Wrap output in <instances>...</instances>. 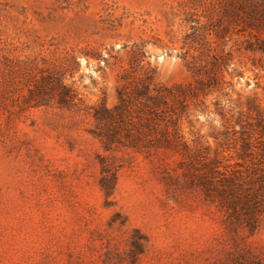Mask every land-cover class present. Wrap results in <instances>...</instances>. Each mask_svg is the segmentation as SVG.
I'll return each instance as SVG.
<instances>
[{"label": "rangeland", "instance_id": "obj_1", "mask_svg": "<svg viewBox=\"0 0 264 264\" xmlns=\"http://www.w3.org/2000/svg\"><path fill=\"white\" fill-rule=\"evenodd\" d=\"M222 1L0 0V264H264V216L252 232L231 224L175 152L105 151L89 114L116 103L130 67L168 87L191 82V57L211 61L190 41L204 31L224 58L223 88L177 128L199 155H226L246 98L264 112V57L244 50L254 33L208 35ZM51 72L76 107L50 95L28 107L32 81Z\"/></svg>", "mask_w": 264, "mask_h": 264}, {"label": "trees", "instance_id": "obj_2", "mask_svg": "<svg viewBox=\"0 0 264 264\" xmlns=\"http://www.w3.org/2000/svg\"><path fill=\"white\" fill-rule=\"evenodd\" d=\"M213 24L208 35L216 39L223 38L230 27L254 33L253 40H245L244 50L264 57V0H223ZM203 32L186 37L200 47V57L211 58L202 64L191 57L189 68L195 74L191 82L168 87L157 83L148 71L137 73L130 67L131 71L122 73L115 86L116 103L108 107L103 101L90 108L93 135L105 151L123 146L146 156L179 154L180 166L185 167L204 197L214 202L231 224L252 232L260 227L264 216V112L253 99L246 98L244 106L241 104L245 113H240L235 122L238 131L223 133L228 146L227 154L220 159L199 155L183 141L177 128L182 118L189 116L191 106L204 105L207 96L223 88L224 58L211 54L214 49L203 42ZM51 73L39 80L34 78L29 93L36 97L32 96L33 103L28 107L40 105L48 95L60 108L76 107L80 100L71 87ZM109 172L107 166H102L100 187L105 196H110L115 186V175L107 176Z\"/></svg>", "mask_w": 264, "mask_h": 264}]
</instances>
